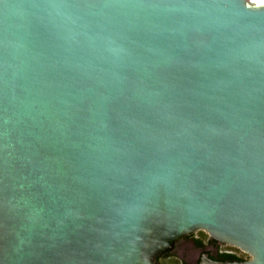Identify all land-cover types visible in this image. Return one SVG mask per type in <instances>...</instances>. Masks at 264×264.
<instances>
[{
  "label": "water",
  "instance_id": "1",
  "mask_svg": "<svg viewBox=\"0 0 264 264\" xmlns=\"http://www.w3.org/2000/svg\"><path fill=\"white\" fill-rule=\"evenodd\" d=\"M197 231L264 264V3L0 0V264Z\"/></svg>",
  "mask_w": 264,
  "mask_h": 264
},
{
  "label": "flooded vegetation",
  "instance_id": "2",
  "mask_svg": "<svg viewBox=\"0 0 264 264\" xmlns=\"http://www.w3.org/2000/svg\"><path fill=\"white\" fill-rule=\"evenodd\" d=\"M196 240H201L199 244ZM185 242H188L186 245ZM221 253L230 254L231 250H221L220 245L215 242L211 243L210 238L204 240L201 237H194L191 235L174 243L173 248L162 254L157 258L156 264H161V261H165L172 257V254H176L180 257V262L177 264H198L203 255L207 254L209 258L216 261H221L219 256ZM183 261H182V260ZM246 260V259H245ZM244 260V261H245Z\"/></svg>",
  "mask_w": 264,
  "mask_h": 264
},
{
  "label": "rangeland",
  "instance_id": "3",
  "mask_svg": "<svg viewBox=\"0 0 264 264\" xmlns=\"http://www.w3.org/2000/svg\"><path fill=\"white\" fill-rule=\"evenodd\" d=\"M193 235H194V237H201L204 240L209 238L208 235L205 232H203V231H197ZM183 240H184V238H183ZM185 244L187 245L188 242H185ZM218 245H220V244H218ZM220 249L221 250H231L233 253L237 254L238 256H241L244 260L245 259L246 260L250 259V256L248 254L244 253L243 251H241L238 248L231 247V246H228V245H220ZM179 260H180L179 256H177L176 254H172V257H170V259L165 260V261L162 260L161 264H177V263L180 262Z\"/></svg>",
  "mask_w": 264,
  "mask_h": 264
},
{
  "label": "trees",
  "instance_id": "4",
  "mask_svg": "<svg viewBox=\"0 0 264 264\" xmlns=\"http://www.w3.org/2000/svg\"><path fill=\"white\" fill-rule=\"evenodd\" d=\"M199 244L201 243V240H196ZM211 243L215 242L213 240H211ZM219 256H221V259H217V260H221L222 262H242L244 261V259L241 256H238L235 253H230V254H223L221 253Z\"/></svg>",
  "mask_w": 264,
  "mask_h": 264
},
{
  "label": "snow or ice",
  "instance_id": "5",
  "mask_svg": "<svg viewBox=\"0 0 264 264\" xmlns=\"http://www.w3.org/2000/svg\"><path fill=\"white\" fill-rule=\"evenodd\" d=\"M261 3H264V0H260Z\"/></svg>",
  "mask_w": 264,
  "mask_h": 264
}]
</instances>
